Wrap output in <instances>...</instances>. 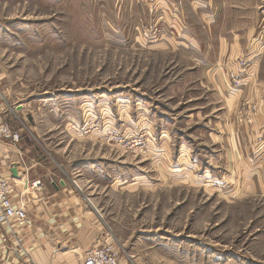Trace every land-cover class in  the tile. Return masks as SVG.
I'll return each instance as SVG.
<instances>
[{
    "label": "rangeland",
    "instance_id": "1",
    "mask_svg": "<svg viewBox=\"0 0 264 264\" xmlns=\"http://www.w3.org/2000/svg\"><path fill=\"white\" fill-rule=\"evenodd\" d=\"M155 6L0 0V109L25 108L120 264H264V196L203 170L214 96L194 60L157 45Z\"/></svg>",
    "mask_w": 264,
    "mask_h": 264
},
{
    "label": "crops",
    "instance_id": "2",
    "mask_svg": "<svg viewBox=\"0 0 264 264\" xmlns=\"http://www.w3.org/2000/svg\"><path fill=\"white\" fill-rule=\"evenodd\" d=\"M258 1L156 0L154 9L168 16L157 45L194 60L214 96L200 131L217 147L208 151L203 170L222 168L231 190L264 196V0L260 8ZM24 109H0V123L9 121L19 133L17 141L1 140V172L28 216L12 231L0 226V264H81L85 251L108 234L54 166L22 118Z\"/></svg>",
    "mask_w": 264,
    "mask_h": 264
},
{
    "label": "built area",
    "instance_id": "3",
    "mask_svg": "<svg viewBox=\"0 0 264 264\" xmlns=\"http://www.w3.org/2000/svg\"><path fill=\"white\" fill-rule=\"evenodd\" d=\"M156 4V0H155ZM151 37L152 36H147ZM19 139V133L12 130L7 124H0V154L1 140ZM38 185V180L34 181L32 186ZM13 185L10 178L5 177L0 167V226L22 227L28 221L27 212L21 203L22 200L13 199ZM81 264H120L117 251L114 249L108 239H103L92 245L85 251Z\"/></svg>",
    "mask_w": 264,
    "mask_h": 264
},
{
    "label": "water",
    "instance_id": "4",
    "mask_svg": "<svg viewBox=\"0 0 264 264\" xmlns=\"http://www.w3.org/2000/svg\"><path fill=\"white\" fill-rule=\"evenodd\" d=\"M11 172L13 174V176L16 177V173H17V166H14L12 169H11Z\"/></svg>",
    "mask_w": 264,
    "mask_h": 264
}]
</instances>
